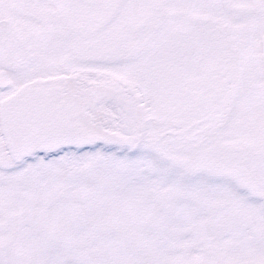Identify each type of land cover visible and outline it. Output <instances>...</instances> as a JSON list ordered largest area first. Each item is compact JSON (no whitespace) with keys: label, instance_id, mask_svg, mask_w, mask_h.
<instances>
[{"label":"snow or ice","instance_id":"1","mask_svg":"<svg viewBox=\"0 0 264 264\" xmlns=\"http://www.w3.org/2000/svg\"><path fill=\"white\" fill-rule=\"evenodd\" d=\"M0 264H264V0H0Z\"/></svg>","mask_w":264,"mask_h":264}]
</instances>
